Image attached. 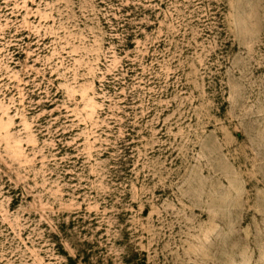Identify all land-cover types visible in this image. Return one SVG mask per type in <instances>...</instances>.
Segmentation results:
<instances>
[{
    "label": "rangeland",
    "instance_id": "374dc122",
    "mask_svg": "<svg viewBox=\"0 0 264 264\" xmlns=\"http://www.w3.org/2000/svg\"><path fill=\"white\" fill-rule=\"evenodd\" d=\"M0 264H264V0H0Z\"/></svg>",
    "mask_w": 264,
    "mask_h": 264
}]
</instances>
